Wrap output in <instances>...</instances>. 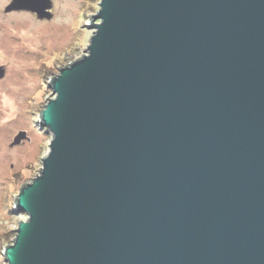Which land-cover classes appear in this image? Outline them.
Listing matches in <instances>:
<instances>
[{
  "label": "water",
  "instance_id": "water-1",
  "mask_svg": "<svg viewBox=\"0 0 264 264\" xmlns=\"http://www.w3.org/2000/svg\"><path fill=\"white\" fill-rule=\"evenodd\" d=\"M98 4L47 84L6 264H264V0Z\"/></svg>",
  "mask_w": 264,
  "mask_h": 264
},
{
  "label": "rangeland",
  "instance_id": "rangeland-1",
  "mask_svg": "<svg viewBox=\"0 0 264 264\" xmlns=\"http://www.w3.org/2000/svg\"><path fill=\"white\" fill-rule=\"evenodd\" d=\"M12 0H0V264L3 248L25 215L17 214L16 195L42 167L51 134L38 115L52 98L49 79L58 68L85 54L93 30L87 25L100 0H50L51 18L28 10L3 12ZM48 98V99H47ZM20 132L25 137L11 145ZM28 140V141H27Z\"/></svg>",
  "mask_w": 264,
  "mask_h": 264
},
{
  "label": "flooded vegetation",
  "instance_id": "flooded-vegetation-1",
  "mask_svg": "<svg viewBox=\"0 0 264 264\" xmlns=\"http://www.w3.org/2000/svg\"><path fill=\"white\" fill-rule=\"evenodd\" d=\"M3 12H5L6 14L9 13V12H6L5 9L3 10ZM0 68H2V70H3V75H5V74H6V71H7V70H6V68H7L6 64H5V65H4V64H1V65H0ZM5 76H6V75H5ZM1 79H2V77L0 78V80H1ZM27 141H28V140H27Z\"/></svg>",
  "mask_w": 264,
  "mask_h": 264
}]
</instances>
